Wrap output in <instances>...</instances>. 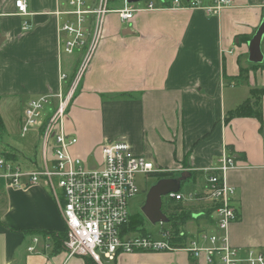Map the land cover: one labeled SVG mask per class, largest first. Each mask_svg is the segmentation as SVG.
Returning a JSON list of instances; mask_svg holds the SVG:
<instances>
[{
    "label": "crops",
    "instance_id": "1",
    "mask_svg": "<svg viewBox=\"0 0 264 264\" xmlns=\"http://www.w3.org/2000/svg\"><path fill=\"white\" fill-rule=\"evenodd\" d=\"M15 1L0 0V117L2 131L8 133L19 132L23 116L19 122L15 116L20 110L24 114L27 102L58 93L64 84L60 74L75 75L82 58V52L68 56L60 47L63 0H29L27 17L17 14ZM24 20L31 23L29 31L22 29ZM263 22L264 0H234L218 15L189 9L141 11L125 24L116 13L107 14L65 121V131L78 138L72 155L96 168L101 146L122 140L135 155L174 172L167 178H178L185 171L217 167L223 154H231L238 167L227 173V182L237 189L239 219L228 230L229 243L264 251V126L261 132L255 118L224 120L252 88H264V60L249 61V41ZM125 29L130 33L123 34ZM4 108L12 113L9 122L1 115ZM5 151L17 153L23 169L40 166L35 152L25 156L11 145ZM205 180L193 192L204 193ZM184 203L194 210L185 227L189 238L217 232L214 215H204L209 200ZM65 231L61 208L47 186L13 189L0 178V264H86L85 257L69 258L64 248L57 249V237ZM110 263L207 261L204 255L196 260L178 250L120 253Z\"/></svg>",
    "mask_w": 264,
    "mask_h": 264
},
{
    "label": "built area",
    "instance_id": "2",
    "mask_svg": "<svg viewBox=\"0 0 264 264\" xmlns=\"http://www.w3.org/2000/svg\"><path fill=\"white\" fill-rule=\"evenodd\" d=\"M65 9L58 12L60 24V47L65 55L82 52V58L70 84L65 72L60 74L62 88L55 94H44L27 102L21 122V135L39 130L43 140V163L34 170L23 169L18 163L9 161L0 153V178L13 189H26L44 184L58 201L66 224L64 249L69 258L89 257L102 263L101 256L114 261L120 253L175 252L187 251L194 259L205 256L207 264H264V251L255 248L241 249L229 243L228 230L238 221L235 206L237 189L227 182V173L237 168L236 158L223 154L220 165L205 170L206 177L203 199L215 206L217 232L199 233L189 238L186 246L174 243L177 238L169 229L160 228L143 236L125 232L129 221V201L140 188L137 176L150 178L167 172L145 156L135 155L128 142L108 141L101 146L100 166L89 168L84 161L75 157L71 149L78 143L75 135L65 131L66 114L81 80L89 68L96 52L104 18L114 12L125 24L141 11L160 9L204 10L210 15L234 4V0H153L129 4L123 0V7L108 8L109 0H63ZM29 0H16L17 14L29 15ZM31 23L24 20L23 31L31 29ZM51 150V157L48 151ZM154 177V176H153ZM158 180H156L157 182ZM165 199L176 201H199L197 192L188 194L171 193ZM183 235V234H181ZM30 248L29 251H32Z\"/></svg>",
    "mask_w": 264,
    "mask_h": 264
},
{
    "label": "trees",
    "instance_id": "3",
    "mask_svg": "<svg viewBox=\"0 0 264 264\" xmlns=\"http://www.w3.org/2000/svg\"><path fill=\"white\" fill-rule=\"evenodd\" d=\"M168 4L171 3L172 0H167ZM123 5V0H109L108 8L110 10L116 9V7H121ZM250 38L247 37L246 40H249ZM241 76L243 77V71L241 73ZM74 75L70 76L68 78L67 84H70ZM77 93V92H76ZM76 94L74 95L73 100L75 99ZM263 98H264V88H252L250 90L249 97L238 107H236L233 110H230L225 115V123L228 124L230 121H232L235 118H255L260 123V131L263 132V126H264V115H263ZM73 100L71 104L73 103ZM70 104V106H71ZM70 106L68 108V112L70 110ZM3 128V123L0 117V129ZM227 149L230 151V153H233V150H231V147L228 146ZM4 157H6L7 160L12 161L14 163H18V154L12 151H4L0 152ZM190 173V177L186 181H191V179L194 180V182L197 180V178H203L207 177L209 173L205 171H188ZM174 172L167 171L164 173H159L153 175L156 180H160L163 178H167L170 176H173ZM185 182V181H184ZM183 184V182H182ZM196 187V185L194 186ZM177 194H184L183 186L180 188ZM146 192H144V195L146 196ZM203 193H197V198L200 200L203 199ZM163 213L168 217L169 222L167 224H164L162 226L163 229H169L171 232H173L175 235H177V238L174 240V243H178L180 246H186V243L189 239V236L187 235V232L185 231V227L187 223L194 219V210L191 206H187L184 201H176V200H168L163 198ZM215 211V206L213 204H210L206 206L204 210V215L211 219L213 213ZM125 232H133V233H139L140 235L147 236L150 235L151 232L147 231L144 228V217L143 216H136V217H129V221L124 229ZM53 234V233H51ZM183 234V235H181ZM56 240L57 249L60 250L64 248V242L66 240V232L62 235H59ZM86 264H96L95 261H93L89 257H85Z\"/></svg>",
    "mask_w": 264,
    "mask_h": 264
},
{
    "label": "rangeland",
    "instance_id": "4",
    "mask_svg": "<svg viewBox=\"0 0 264 264\" xmlns=\"http://www.w3.org/2000/svg\"><path fill=\"white\" fill-rule=\"evenodd\" d=\"M154 2L158 3L159 0H153ZM144 2L141 3L143 5ZM74 104V102H73ZM72 104V105H73ZM9 114L12 115V113H9L7 111V108H4L1 111V115L3 118H5L9 122ZM17 114V111L15 113ZM23 111L20 110L18 113V116L16 117V122L20 121V118L23 116ZM14 116V115H13ZM70 112L66 114V120L70 118ZM72 119V117H71ZM10 126V125H9ZM11 127V126H10ZM7 145L14 146L15 148H18L20 150H23L25 156H33L34 152L35 155L34 157L37 159V162L41 165L43 163V157H42V152H43V140L39 134V130H31L27 135L21 136V122H20V129L19 132L18 130L15 129V132H9L8 131H2L0 129V152H4L7 149ZM52 153L51 150L49 149L48 151V156L51 157ZM96 161V160H95ZM98 163V161H97ZM90 166L89 164L86 165V167ZM92 167V165H91ZM200 177L197 178V180L194 182L193 179L191 181H185L183 182V191L188 194L190 192H193L195 189V185L197 186L200 181ZM189 180V179H188ZM156 183V178L153 176H148L145 175H138L137 176V184L140 188L141 192H146ZM146 196H136L133 200L129 201V206L128 210L130 213V217H136V216H143L144 217V228L149 231V232H155L160 228L159 224L153 225L150 223L145 216L142 213V207L145 203ZM101 261L103 264H112L108 262L103 256H101Z\"/></svg>",
    "mask_w": 264,
    "mask_h": 264
},
{
    "label": "water",
    "instance_id": "5",
    "mask_svg": "<svg viewBox=\"0 0 264 264\" xmlns=\"http://www.w3.org/2000/svg\"><path fill=\"white\" fill-rule=\"evenodd\" d=\"M127 3L133 4L147 0H126ZM130 33V29H125L123 34ZM264 39V22L261 24L253 38L249 41V61L254 64H260L264 60L262 52V41ZM4 42V38L0 33V45ZM190 177V173L185 171L178 178H163L158 180L146 194V200L142 207V213L145 218L152 223L167 224L168 217L163 213V198L171 193L180 190L182 182Z\"/></svg>",
    "mask_w": 264,
    "mask_h": 264
},
{
    "label": "flooded vegetation",
    "instance_id": "6",
    "mask_svg": "<svg viewBox=\"0 0 264 264\" xmlns=\"http://www.w3.org/2000/svg\"><path fill=\"white\" fill-rule=\"evenodd\" d=\"M137 196H144V192H139Z\"/></svg>",
    "mask_w": 264,
    "mask_h": 264
}]
</instances>
